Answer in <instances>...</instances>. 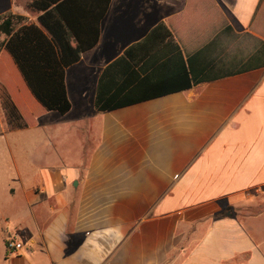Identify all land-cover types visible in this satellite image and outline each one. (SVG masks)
Masks as SVG:
<instances>
[{
	"label": "crops",
	"instance_id": "crops-1",
	"mask_svg": "<svg viewBox=\"0 0 264 264\" xmlns=\"http://www.w3.org/2000/svg\"><path fill=\"white\" fill-rule=\"evenodd\" d=\"M32 1L0 0L23 17L0 32V132L45 144L31 162L10 148L0 264H264V0H111L67 67L36 46ZM159 22L170 35L149 34ZM137 44L126 74L173 89L97 109L104 69ZM3 94L27 126L9 128Z\"/></svg>",
	"mask_w": 264,
	"mask_h": 264
},
{
	"label": "trees",
	"instance_id": "trees-1",
	"mask_svg": "<svg viewBox=\"0 0 264 264\" xmlns=\"http://www.w3.org/2000/svg\"><path fill=\"white\" fill-rule=\"evenodd\" d=\"M110 2L111 0H33L30 7L39 12L38 22L49 35V38L40 35L42 40H36V46L48 45L56 52L59 63L64 67L76 63L84 51L98 43L100 21L105 16ZM22 19V16L12 14L0 16V32L9 35L13 31L15 22ZM149 34L170 35V31L164 22H159ZM137 46L140 44L128 47L121 57L104 69L97 86L95 99L97 109H112L155 97L173 89L152 87L147 91L141 90L138 87L140 84L136 83L137 78L134 73L130 71L126 74L127 68L132 65L129 59L132 58V52ZM121 76L125 78L120 83ZM51 96L60 112L70 108L63 85L59 94ZM3 105L9 128L27 126V122L22 119L14 103L5 94H3Z\"/></svg>",
	"mask_w": 264,
	"mask_h": 264
},
{
	"label": "rangeland",
	"instance_id": "rangeland-1",
	"mask_svg": "<svg viewBox=\"0 0 264 264\" xmlns=\"http://www.w3.org/2000/svg\"><path fill=\"white\" fill-rule=\"evenodd\" d=\"M10 141H12V139ZM13 141L15 142L16 140L13 139ZM11 143L8 144V141L4 138V135L0 132V187L4 186L6 179L9 178V176H11L15 170L14 163L12 162L13 159L10 153V148L13 147L12 149H14L15 152L19 150L20 152L17 153V156L20 158H22L23 156L21 154H25V153L29 154V156L27 157V160L29 162H31L32 159H35V156L39 155L45 149V144L39 146L34 142L33 139H30V141L27 143H23V145L20 144L19 142L14 143L16 144V146L14 144L13 145L17 148H15L14 146H9L11 145ZM18 163L19 162H17V164ZM6 193H7L6 191L0 188V211H5L10 207V204H8L9 202H7L6 200L7 199Z\"/></svg>",
	"mask_w": 264,
	"mask_h": 264
},
{
	"label": "built area",
	"instance_id": "built-area-1",
	"mask_svg": "<svg viewBox=\"0 0 264 264\" xmlns=\"http://www.w3.org/2000/svg\"><path fill=\"white\" fill-rule=\"evenodd\" d=\"M23 247V244L19 241H17L13 237H8L6 241V248L11 253H16L18 250H20Z\"/></svg>",
	"mask_w": 264,
	"mask_h": 264
}]
</instances>
